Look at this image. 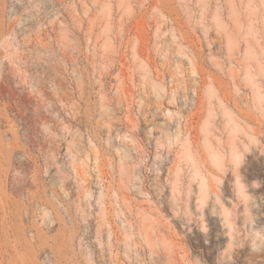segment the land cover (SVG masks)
<instances>
[{
    "label": "rangeland",
    "instance_id": "1",
    "mask_svg": "<svg viewBox=\"0 0 264 264\" xmlns=\"http://www.w3.org/2000/svg\"><path fill=\"white\" fill-rule=\"evenodd\" d=\"M0 264H264V0H0Z\"/></svg>",
    "mask_w": 264,
    "mask_h": 264
}]
</instances>
